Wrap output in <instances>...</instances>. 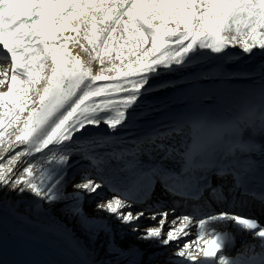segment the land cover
Returning a JSON list of instances; mask_svg holds the SVG:
<instances>
[{
  "label": "bare ground",
  "instance_id": "1",
  "mask_svg": "<svg viewBox=\"0 0 264 264\" xmlns=\"http://www.w3.org/2000/svg\"><path fill=\"white\" fill-rule=\"evenodd\" d=\"M248 2L245 0L226 4L223 0H85L77 14L63 19L69 22L67 28L58 27L50 33L49 42H42L31 33H22L15 41L23 47L22 52L12 48L0 60L8 61L4 64L7 72L15 70V74L26 82L33 79L38 81L30 103L21 116L0 134V209H3L0 212V240L24 246H38L37 242H42L60 259H54V264H98L91 262L90 257V260L82 258L84 241L81 235L75 237L72 229L63 232L58 226V220L44 221L43 217L47 219L49 215L55 214L56 208L35 216L37 213L33 201L41 196L45 186L31 185L33 181L42 177L47 169L49 173H56V177L72 166L67 181L70 182L80 174L79 165H76L79 158L84 159L81 169L91 168V173L93 163L87 155L96 151L92 148L88 154H84L79 146L82 139L92 144L97 139L118 137L123 142L120 150L125 154L124 163L127 166L133 163L130 156L135 154L141 158L149 157L152 161L143 164L150 163L153 168L172 165L176 159L175 149L180 144L176 142L185 132L179 130L178 125H169L173 118L168 116L186 102H197L199 105L209 103L211 108L219 109L222 115L235 122L240 121L244 115L243 121L253 122L248 115L249 108L258 103L252 97H256L259 92L264 93V39L259 35L264 37V10L263 6H247ZM121 32H124L128 46L136 41L138 44L147 43L143 54L123 68H101L95 61L94 52L100 42L118 41ZM216 32L221 34V38L213 44L212 37ZM214 65L240 72L226 77L228 86L221 87L219 94L214 96L220 99L202 95L215 87L207 78V70ZM63 66L68 68L74 84L67 95L63 94L58 113L47 120L40 119L39 125H36L35 118L56 82L60 81ZM181 74L195 78L189 77L193 79L188 83L179 81L170 84ZM13 76L10 75L8 80L12 85L7 84L3 88L0 106L3 103L8 107L16 104L18 100L12 101L16 91H24L25 96H28V89H32L33 84H20ZM236 82L240 85H235ZM150 86H156L150 92L151 98L136 100V106L125 102L139 98V89ZM132 90L136 92L131 94ZM189 93L191 98L184 99ZM118 95L128 97L102 101L107 96ZM88 98L93 102L88 105L89 108L83 109L80 104ZM96 101L102 105L96 106ZM111 112L123 113L116 123L117 128L112 126L113 123L105 126L104 122H99L101 117ZM0 114L3 113L0 111ZM92 117L100 118L90 128L89 121H94ZM78 125L79 132L83 129V133L73 134L72 129ZM185 139H190V136L187 138L185 135ZM97 149L100 153H96L94 158L108 153L104 148ZM128 171L133 174L134 169L128 167ZM67 182L64 184L67 185ZM69 190L74 193L76 187L70 185ZM86 191L88 194L83 203L87 208L94 206L89 211L96 216L120 204L116 201H101L104 197L101 194L92 199V186H88ZM52 192L55 194L59 191ZM106 194L110 195L108 192ZM157 196L153 194L150 202L157 199ZM218 199L220 201L221 197ZM73 200L71 197L66 201ZM134 200L140 201L139 196L136 195ZM142 205L128 204L140 211H147L153 217L151 221L162 226L158 239L170 234L172 236L174 227L186 233L180 240L176 237L162 252L184 242L187 243L184 248L187 254L194 255L199 251V255L187 262L176 260L172 264H214L222 256L231 253V249L223 253L216 252V245L212 246L217 242L219 234L224 232L223 228L238 237L236 232L240 228L235 217L220 219L222 213H217L209 216L207 223H204L197 217L192 220L181 219L179 214L182 208L176 209L177 213L169 212L170 209L154 213ZM7 214L18 217L26 226L9 225ZM130 217H133L131 211L122 214V218ZM38 222L42 225H37ZM197 224L200 225L198 229ZM140 228L144 229L146 236L139 239L149 238L155 230V227L145 228L141 225ZM211 228H215V231H210ZM40 232L42 236L34 234ZM195 233H198V239L194 237ZM73 237L77 239L79 247L75 246ZM242 243L249 247L256 242L247 243L244 240ZM201 244L205 251L201 249ZM140 250L138 248L130 252L138 258L136 252ZM87 253L93 255L91 251Z\"/></svg>",
  "mask_w": 264,
  "mask_h": 264
},
{
  "label": "rangeland",
  "instance_id": "2",
  "mask_svg": "<svg viewBox=\"0 0 264 264\" xmlns=\"http://www.w3.org/2000/svg\"><path fill=\"white\" fill-rule=\"evenodd\" d=\"M119 34L121 36H118V41L111 40L104 43L100 42L97 50L94 52L95 61L100 65L101 68H123L129 63L138 60L139 57L143 54L147 43L138 44L136 41L132 44L129 43L128 46L127 38L124 37V32H121ZM4 64H7V62L0 63V95L4 93L3 88L6 84H8L9 79V73H7L6 69H4ZM13 78L15 80L17 79L20 84L33 85L32 89H28V96H25L24 91L19 92V90L13 94L14 100L12 101L14 102L15 100H18L16 104H13L9 107L5 106L4 103L1 104L0 111L3 114H0V134L4 132L7 126L12 124L21 116L22 112L30 103V100L34 93L35 84H37L38 81L33 79L31 82H26L21 76L16 75ZM134 80L136 79H132L131 81ZM152 91H147L144 94H140L139 98L127 100L125 102H129L130 104H132V106H136V100L141 101L144 98H151L150 92ZM146 94H148L147 97H144L143 95ZM120 97L128 96H112L104 98L105 100L102 101H110L114 99L117 100ZM105 104H107L108 107L110 106L109 103ZM95 105L101 106L102 103L100 101H96ZM21 106L23 107V109H20ZM83 108L86 109L89 107L84 105ZM120 116H123V113L116 114L111 112V114H107L104 117H101L100 120V117H92L91 119H93L94 121H89V127L91 128L93 124H96V120H99V122H104L105 126L113 123V126L119 121ZM79 127V125L77 127H74L72 129V133H83L82 128V130L79 132ZM82 161L83 159L77 160L76 165L82 164ZM72 168V166L67 168L63 173H60L56 177V173H49L47 169L42 177H39L35 181H33L31 185L35 184V186L46 183L44 191L41 194V196L45 195L44 200L35 202L33 206L35 212L37 213L36 216L46 213L53 208L57 209L56 213L53 215H49V218L46 217V220H58V226L62 229L63 232H68L69 229H72L71 231H75V234H73L76 235L75 237L79 238V235H81L83 237V239L81 240L84 241L82 247L84 248L83 257L85 259H88L90 257L92 258V260H88L98 264H172L176 260L187 262L189 259L199 255V251H197L194 255H189L184 252L185 244H187L185 242L184 244H181L179 246L168 247L167 250L162 252V250L164 248H167V245L176 237L180 240L181 237H184V235H186V233H182V230L179 231L174 227L172 236L170 234L168 236L161 237V239H158V234L161 231L162 226H160L159 223L152 222L151 219L153 217L147 211L143 212L140 211L139 208H134V206L130 207L128 206V204L132 205L131 202H127L126 200L106 194L104 186L101 185V183L93 177L89 179H80L79 176H77V178H74L70 182H67L68 175L70 174V170ZM66 182L68 183L67 185L64 184ZM70 185L76 187V191L74 193H71L70 190L67 191ZM88 186H92V199H95L97 194H101L104 195L101 201H116L117 203H120L119 206L109 207L108 210H104V213L100 216L91 214L89 210L94 209V206H90L89 208H87L83 203L86 195L88 194V190L86 191V188ZM27 188H29V185L26 186V189ZM55 190L59 192L53 194L52 191ZM50 192L52 195L50 194ZM71 197H73V199L75 200L69 202L66 201ZM86 208L88 209V211L86 210ZM128 211L132 212L133 217L127 219L122 218V214ZM181 219L180 222H183V220ZM203 221L204 223H207V219H203ZM144 223L145 226H143ZM140 225L145 228L155 227V230L150 234L149 238L139 239L146 236V232L144 231V229L140 230ZM199 226L200 225L197 224V227L195 226L196 229H198ZM210 231H215V228H211ZM180 233L182 234L180 235ZM195 234L196 235L194 237L198 239V233ZM187 237L190 238L189 235ZM73 239L75 246L79 247V245H77V239L74 237ZM202 244V248H200L204 250L205 248L202 246ZM134 246H140L146 251L141 259L136 261H134L133 258L130 257L131 254H129V250ZM241 247H243V244L239 243L236 244L233 249L237 250ZM200 248L198 249L200 250ZM87 251H91L93 255H88Z\"/></svg>",
  "mask_w": 264,
  "mask_h": 264
}]
</instances>
